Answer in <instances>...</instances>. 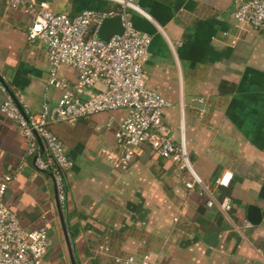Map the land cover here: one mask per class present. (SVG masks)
<instances>
[{"label": "crops", "instance_id": "0c3cea01", "mask_svg": "<svg viewBox=\"0 0 264 264\" xmlns=\"http://www.w3.org/2000/svg\"><path fill=\"white\" fill-rule=\"evenodd\" d=\"M46 1L70 15L116 7L109 0ZM135 1L147 15L133 13L134 23L152 36L147 85L171 102L163 112L170 137L184 136L203 183L187 187L192 174L148 144L128 169L115 168L105 150L118 151L114 134L125 113L102 111L50 126L74 161L63 219L52 175L30 158L4 201L25 228H47L46 264H115L97 251L106 236L114 253L151 252L155 264H264V32L235 19L239 0ZM30 23L22 5L0 0V74L36 114L45 92L55 103L60 91L47 89L50 62L44 43L29 38ZM60 74L77 80L70 67ZM9 94L0 87V103ZM25 147L17 122L0 111V181L17 171ZM226 171L233 176L221 187L216 179ZM224 196L232 202L227 213L219 205ZM250 205L259 207L260 223L251 220Z\"/></svg>", "mask_w": 264, "mask_h": 264}, {"label": "built area", "instance_id": "2783aa9c", "mask_svg": "<svg viewBox=\"0 0 264 264\" xmlns=\"http://www.w3.org/2000/svg\"><path fill=\"white\" fill-rule=\"evenodd\" d=\"M109 1L115 3L114 9H85L70 15L53 12L46 0H9L14 7L22 5L29 15V38L44 43L50 62L47 89H58L60 96L51 103L45 92L41 112L29 114L24 107L27 116L16 102L24 106L25 97L20 91L14 93L15 98L9 94L0 103V111L17 122L26 142L25 159L14 174H6L0 181V264H46L50 246L47 228H25L4 196L12 180L27 166L26 158H30L37 169L52 175L59 208L66 209L67 173L74 161L63 139L51 130L52 124L75 123L98 112L123 110L125 114L114 134L118 151L105 150L115 168L128 169L140 147L148 144L156 155L178 163L192 174L193 180L185 182L187 187L203 183L194 171L184 136L179 142L170 137L163 112L171 102L147 85L145 64L152 36L138 29L133 19L135 12L147 13L135 0ZM233 14L238 22L264 32V0H239ZM117 15L121 17L123 32L108 41L100 39L98 32L103 21ZM65 66L77 72L75 82L60 74ZM0 87L6 91L1 83ZM198 101L203 103L204 99ZM232 176V172H224L217 177V185L229 186ZM214 201L212 197L208 204L213 205ZM219 205L225 213L232 209L228 196ZM243 226L249 227L251 222L244 220ZM97 251L111 257L115 264H155L151 252H144L141 258L114 253L108 236L98 244ZM258 252L264 261V247Z\"/></svg>", "mask_w": 264, "mask_h": 264}, {"label": "water", "instance_id": "95a60500", "mask_svg": "<svg viewBox=\"0 0 264 264\" xmlns=\"http://www.w3.org/2000/svg\"><path fill=\"white\" fill-rule=\"evenodd\" d=\"M123 30H124V28H123V24L121 21V17L119 15H117L114 17L107 18L103 21V23L101 24L100 30L98 32V37L102 40L108 41L113 35L120 34L123 32ZM0 83L6 88V90L10 93V95H12L15 98L13 90L11 89V87L9 86V84L7 83V81L4 79V77L1 74H0ZM16 102L20 106L21 110L27 116L25 109H24V106L22 104H20L17 100H16ZM39 142H40L41 146H43L40 138H39ZM58 207H59V204H58ZM59 211H60V215L63 219V213L60 210V208H59ZM249 211H251V213L254 214V217H250L251 220L255 223H260L261 220L263 219V215H262L261 211H259V207L250 205ZM64 230L67 233V229L65 227V224H64Z\"/></svg>", "mask_w": 264, "mask_h": 264}]
</instances>
